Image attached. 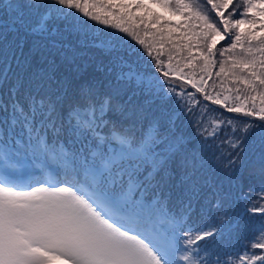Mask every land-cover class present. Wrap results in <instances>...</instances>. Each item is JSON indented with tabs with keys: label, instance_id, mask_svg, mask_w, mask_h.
<instances>
[{
	"label": "snow or ice",
	"instance_id": "1",
	"mask_svg": "<svg viewBox=\"0 0 264 264\" xmlns=\"http://www.w3.org/2000/svg\"><path fill=\"white\" fill-rule=\"evenodd\" d=\"M157 2L186 22L160 26L159 16L137 23L118 15L112 27L137 42L122 45L123 36L97 44L74 32L63 11L109 24L110 6H99L108 9L102 15L87 0H0V264H264V219L250 226L241 252L221 251L239 224L222 198L203 204V157L171 116L165 123L157 114L160 101L174 102L182 115H199L202 128L204 115L184 98L203 94L227 112L258 117L229 119L233 127L221 130L216 159L238 185L256 192L259 181L264 193V38L241 31L256 24L253 9L264 17V0ZM61 19L53 32L51 22ZM140 31L170 45L167 63ZM238 45L231 65L215 60L217 51L223 56ZM172 49L187 53L183 66L173 64ZM217 63L216 75L234 82L227 94L207 91ZM211 136L218 138L215 129ZM34 170L54 174L55 182L26 179ZM177 204L185 210L174 212Z\"/></svg>",
	"mask_w": 264,
	"mask_h": 264
},
{
	"label": "trees",
	"instance_id": "2",
	"mask_svg": "<svg viewBox=\"0 0 264 264\" xmlns=\"http://www.w3.org/2000/svg\"><path fill=\"white\" fill-rule=\"evenodd\" d=\"M7 3V0H4ZM81 3L84 0H80ZM89 4L90 11H98L102 15H107V8H100V5L110 6L112 15L109 16V20L111 23L102 24L99 21H93L90 18H86L83 16V13L78 9H70L66 6L63 8L64 12L71 13L69 16V22L75 25L74 32H86L89 37L98 38L96 43L99 44L102 41H107L113 39L118 36L125 37V40L122 42L123 44H127L129 41L133 44H137L135 40H132L126 33L120 32L118 28L112 27V23L119 22L118 15H122L124 17H135L137 18L136 22L138 23V18L143 17L145 20L149 19L151 16H159L160 17V26L172 24V25H183L186 22V18L180 16L179 14H172L170 11L164 9L160 6L157 0H150L151 3H156L162 9L165 15H161L156 12L151 7L145 5L143 2L138 0H87ZM240 0H232L233 4H238ZM96 4L97 8H92L91 5ZM138 5H141L138 7ZM229 11L231 10V6H229ZM242 10V9H241ZM227 16V12H225ZM256 15L257 22L256 24L250 25L245 23L241 25L242 34L246 35L250 31L254 32V34L258 38H264V17L258 15V10L253 9L249 12V16ZM53 32L57 29L61 28L63 24V20H53L52 22ZM140 29H144V25H140ZM149 33L157 32V26L149 25L147 29ZM173 35L178 36L181 34L183 29L174 27L172 29ZM141 38L145 39L146 43L153 45V55L157 53H163L161 55V59L167 63L169 56V48L165 42L159 41L158 36H153L151 34L145 36L144 31H140ZM161 43H163V47H161ZM227 38L222 41H217L216 48L218 50H222L223 47L227 46ZM255 43V42H254ZM139 47V45H137ZM241 48L239 45L233 52H225L223 56L219 54L217 51L215 60L217 62L221 60H228V65H231L232 61L228 58L230 56H234L237 53H241ZM172 53L175 58L173 60V64H176V61H181V66H183L184 58L187 56L186 52H181L176 55V50L172 49ZM193 55H198L195 49H193ZM198 64H201L202 61H197ZM142 67L147 68V64H143ZM227 67V66H226ZM135 68V66H133ZM185 73L191 71V69L184 68ZM197 73V78L199 79L200 73L199 68L195 69ZM219 71V63L217 66L212 69V79L208 80L207 91L209 93L215 94L216 92H220L222 95L227 94V88H231L234 86V82L225 77L224 74L217 76L216 73ZM207 79V77H205ZM181 91V89H177V92ZM187 91H194L190 87ZM235 96V93H232ZM244 97L241 96V100ZM184 102L191 106L196 113H202L205 117L202 128H197L196 124L200 120V116L197 115L195 118L189 117L187 113L181 114V111L176 108V104L173 102L171 104H165L164 101H160V106L157 110V114L160 116L165 123L168 122V117L171 116L172 121L175 122V129L180 134H182L188 142L192 145L193 149L196 150V155L203 157V167L200 172V176L203 177L201 180V184L204 185L205 196L206 198L203 200V204L209 206H215L219 202V199L222 198L223 201H226V206L229 209L230 215H232L234 222L239 224V229L234 231L231 236H229L225 241H223L220 245V249L222 252L232 253L233 249L237 253L241 252L244 246L248 243L250 239H252L253 233L250 230V226H258L262 219H264V213L260 211H252L253 206L257 209L264 208V193L259 191V181H257L253 187L256 188V192H249L248 187L238 185L237 181L232 179L228 173L225 171L223 167L220 166L219 162L216 159V156L219 155L217 148L220 145L219 135L221 134V130H230L233 125H228L227 121L229 119L236 120L238 123L247 119L249 122L255 121L259 123L258 117H243L242 114H234L227 112L223 106L215 105L210 101H205L203 98V94H197L194 98L185 97ZM229 104L233 103V101H229ZM235 103L239 104L240 101H235ZM207 129V132H205ZM213 129L216 130L218 138L212 142L211 133ZM201 133H204L201 135ZM102 135L106 134L104 132ZM19 138V137H18ZM67 148V146H65ZM40 181L48 180L47 175H41L39 178ZM251 183V181H249ZM214 196L216 198H214ZM193 208L196 211H200L196 208V204H193ZM174 212L180 213L184 211L179 204H177L173 209ZM196 220V216L193 215V221ZM237 264L239 262L237 261Z\"/></svg>",
	"mask_w": 264,
	"mask_h": 264
},
{
	"label": "rangeland",
	"instance_id": "3",
	"mask_svg": "<svg viewBox=\"0 0 264 264\" xmlns=\"http://www.w3.org/2000/svg\"><path fill=\"white\" fill-rule=\"evenodd\" d=\"M40 177V173L39 170H34L31 171L30 175L26 177V179L31 180L32 178H34L35 180H38V178ZM55 175L53 174L52 176H49V180H51L52 182H55ZM36 186H39V184H37Z\"/></svg>",
	"mask_w": 264,
	"mask_h": 264
}]
</instances>
